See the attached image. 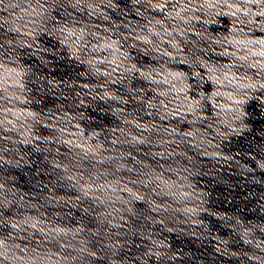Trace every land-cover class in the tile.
Segmentation results:
<instances>
[{
	"label": "water",
	"instance_id": "water-1",
	"mask_svg": "<svg viewBox=\"0 0 264 264\" xmlns=\"http://www.w3.org/2000/svg\"><path fill=\"white\" fill-rule=\"evenodd\" d=\"M0 264H264V0H0Z\"/></svg>",
	"mask_w": 264,
	"mask_h": 264
}]
</instances>
